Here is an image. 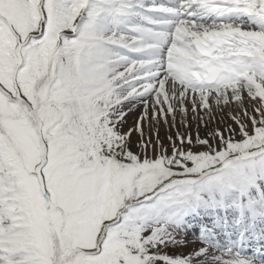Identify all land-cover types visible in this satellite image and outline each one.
<instances>
[{
	"label": "snow or ice",
	"instance_id": "snow-or-ice-1",
	"mask_svg": "<svg viewBox=\"0 0 264 264\" xmlns=\"http://www.w3.org/2000/svg\"><path fill=\"white\" fill-rule=\"evenodd\" d=\"M246 98L239 140L145 134ZM0 264H264V0H0Z\"/></svg>",
	"mask_w": 264,
	"mask_h": 264
},
{
	"label": "rangeland",
	"instance_id": "rangeland-1",
	"mask_svg": "<svg viewBox=\"0 0 264 264\" xmlns=\"http://www.w3.org/2000/svg\"><path fill=\"white\" fill-rule=\"evenodd\" d=\"M186 107L188 108L187 114H184L180 111L175 114V117H173L172 114H169L167 116V121H165L163 117H161L158 121L156 119L145 121L143 124L145 134L151 135L153 143L155 144L156 133L158 131L160 141L163 143L168 152L171 153L172 143L169 141V137H172V139L175 140L178 133L191 136L193 145L189 147H191L193 151L204 150L197 143V139L198 137L201 139L208 138L209 134L214 130L224 131L225 129L231 127L233 130H235L234 138L239 140V126L234 122L232 116L241 118L242 121L248 125V128L251 129L250 122L248 121L247 117H244L243 115V109L245 108H247L249 112L252 111L251 101L247 98L245 99L243 105L231 103L229 105L217 107L213 103L212 110L210 112L202 108H198L193 111L192 105L190 103H188ZM125 111L128 112V115L125 118V122L122 125L121 130L127 132L130 129L137 128V121L143 115L145 108L142 103H138L135 106H132L130 111L128 110V106H125ZM133 111H135V113L132 116L129 114V112L132 113ZM226 135L231 134L226 133ZM141 139L142 138L138 131L133 132L132 136L130 137V147L134 153L141 154V149L138 147V145L141 143ZM154 151H159L158 146ZM154 151L150 150L148 155H153ZM177 239L180 240L181 243L169 245L167 248L163 249V252L170 256L189 255L194 251H197L198 247H206V245L200 243V239L196 240L193 235L187 231H181L177 235ZM219 251H221V255L223 254L225 259L228 258L223 249H220ZM247 254L251 255V252H248Z\"/></svg>",
	"mask_w": 264,
	"mask_h": 264
},
{
	"label": "bare ground",
	"instance_id": "bare-ground-1",
	"mask_svg": "<svg viewBox=\"0 0 264 264\" xmlns=\"http://www.w3.org/2000/svg\"><path fill=\"white\" fill-rule=\"evenodd\" d=\"M187 105H188V104H187ZM187 105H186V106H187ZM138 111H139V110H138ZM141 112H142V111H141ZM134 113H135V111H133L132 113L129 112V114L132 115V116L134 115ZM138 113H139V112H138ZM132 118H133V117H132ZM133 120H134V119H133ZM183 121H184V120H183ZM191 127H192V126H191ZM200 248H201V247H198L197 250H199ZM211 252H212V251H211ZM213 254H214V255H217V254L214 253V252H213ZM217 256H219V255H217Z\"/></svg>",
	"mask_w": 264,
	"mask_h": 264
}]
</instances>
